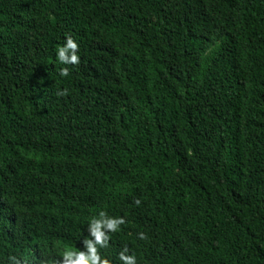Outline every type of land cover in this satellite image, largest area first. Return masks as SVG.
Instances as JSON below:
<instances>
[{"label": "trees", "instance_id": "trees-1", "mask_svg": "<svg viewBox=\"0 0 264 264\" xmlns=\"http://www.w3.org/2000/svg\"><path fill=\"white\" fill-rule=\"evenodd\" d=\"M100 210L112 264H264V0H0V264Z\"/></svg>", "mask_w": 264, "mask_h": 264}, {"label": "clouds", "instance_id": "clouds-1", "mask_svg": "<svg viewBox=\"0 0 264 264\" xmlns=\"http://www.w3.org/2000/svg\"><path fill=\"white\" fill-rule=\"evenodd\" d=\"M78 43L71 36H66L64 43L56 49V59L62 65H75L79 62ZM60 76H67L68 69L61 68ZM63 94V92L59 93ZM136 203H139L137 200ZM125 223L122 216L109 215L104 210H100L95 216L88 218L86 225L87 234L83 237L81 247H73L69 242L57 241L43 243L41 239L34 241L29 245L31 254L34 245L40 252L41 259L28 258L18 259L16 256H9L8 264H112L111 259L102 254L101 249H106L109 246L110 234L118 232L120 226ZM138 239H145L143 232H137ZM55 245V249L59 254V258L47 260L46 256L49 253V248ZM127 249L118 253L120 264H136L134 254L125 255Z\"/></svg>", "mask_w": 264, "mask_h": 264}]
</instances>
